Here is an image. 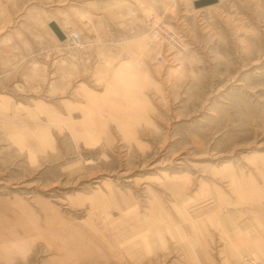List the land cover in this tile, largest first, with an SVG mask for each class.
Segmentation results:
<instances>
[{
    "label": "rangeland",
    "instance_id": "obj_1",
    "mask_svg": "<svg viewBox=\"0 0 264 264\" xmlns=\"http://www.w3.org/2000/svg\"><path fill=\"white\" fill-rule=\"evenodd\" d=\"M197 1L0 0V264L264 260V0Z\"/></svg>",
    "mask_w": 264,
    "mask_h": 264
},
{
    "label": "built area",
    "instance_id": "obj_2",
    "mask_svg": "<svg viewBox=\"0 0 264 264\" xmlns=\"http://www.w3.org/2000/svg\"><path fill=\"white\" fill-rule=\"evenodd\" d=\"M69 38L73 41L75 45H80V36L77 32L71 33ZM243 261L245 262V264H264V260L261 262H257L258 260L250 256L244 257Z\"/></svg>",
    "mask_w": 264,
    "mask_h": 264
},
{
    "label": "water",
    "instance_id": "obj_3",
    "mask_svg": "<svg viewBox=\"0 0 264 264\" xmlns=\"http://www.w3.org/2000/svg\"><path fill=\"white\" fill-rule=\"evenodd\" d=\"M216 0H199L197 1L198 3L196 4L197 6H201V5H205L211 2H215ZM50 26L53 28V30L55 31V33L60 37V38H64L65 35L63 33V31L61 30V28L59 27V25L57 24V22L52 21L50 23Z\"/></svg>",
    "mask_w": 264,
    "mask_h": 264
},
{
    "label": "bare ground",
    "instance_id": "obj_4",
    "mask_svg": "<svg viewBox=\"0 0 264 264\" xmlns=\"http://www.w3.org/2000/svg\"><path fill=\"white\" fill-rule=\"evenodd\" d=\"M199 1V0H198ZM216 1H218V0H216ZM198 7H201V6H198ZM56 22V21H55ZM58 25H59V23H57ZM60 28H61V26H59ZM52 28V27H51ZM53 29V28H52ZM62 30V29H61ZM54 31V30H53ZM63 31V30H62ZM55 32V31H54ZM64 33V32H63ZM57 35V34H56ZM64 35H65V37L64 38H60L58 35V37L61 39V40H64L65 38H66V34L64 33Z\"/></svg>",
    "mask_w": 264,
    "mask_h": 264
}]
</instances>
